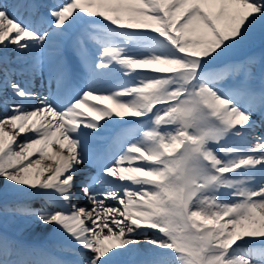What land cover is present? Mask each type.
<instances>
[{
  "label": "snow or ice",
  "instance_id": "snow-or-ice-1",
  "mask_svg": "<svg viewBox=\"0 0 264 264\" xmlns=\"http://www.w3.org/2000/svg\"><path fill=\"white\" fill-rule=\"evenodd\" d=\"M257 36L264 0H0V264H264Z\"/></svg>",
  "mask_w": 264,
  "mask_h": 264
},
{
  "label": "rangeland",
  "instance_id": "rangeland-1",
  "mask_svg": "<svg viewBox=\"0 0 264 264\" xmlns=\"http://www.w3.org/2000/svg\"><path fill=\"white\" fill-rule=\"evenodd\" d=\"M255 42H256L257 45H259V44L262 45L261 47L256 48V50H259V52H258L259 54L258 53L256 54L255 48L253 47V44ZM263 43H264V40H261V38L259 36H257L250 45L240 49L236 53V55L237 56H241V57L243 55L245 56V55H248V54H255L257 56H260L261 54H264V44Z\"/></svg>",
  "mask_w": 264,
  "mask_h": 264
}]
</instances>
